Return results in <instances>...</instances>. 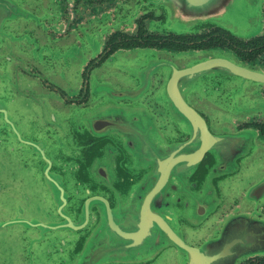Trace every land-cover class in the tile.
<instances>
[{
  "label": "flooded vegetation",
  "instance_id": "af4514ba",
  "mask_svg": "<svg viewBox=\"0 0 264 264\" xmlns=\"http://www.w3.org/2000/svg\"><path fill=\"white\" fill-rule=\"evenodd\" d=\"M13 1L0 30V264H78L74 259L89 248L83 244L101 211L127 195L139 178L140 187L148 173L153 182L152 172L170 152L198 156L174 166L176 180L164 192L186 205L184 216L181 208L174 210V217L179 213L176 238L161 250L140 248L138 258L126 255L134 262L109 251L111 259L108 247L96 254L93 246L89 264H264V0L261 31L249 38L214 24L171 31L166 9L153 0ZM140 49L169 55L170 74L202 61L218 63L193 69L178 85L186 106L200 117L174 121L167 115L175 103L162 91L159 74L146 89L139 88V69L125 79L137 92L126 91L108 104L130 108V115H141L140 123L156 124L161 131L140 143L139 171L138 165L129 168L123 144L112 136L83 138L72 127L70 137L57 133L61 112L55 111L54 98L88 105L96 83L91 73L119 53ZM226 58L259 74L249 80L241 70L226 71ZM34 78L39 85H33ZM104 81L111 87L103 97L113 99L120 78L110 74ZM103 140L109 149L97 154ZM97 159L106 175L91 177L88 171L93 173ZM245 166L254 171L237 181L245 190L232 197L221 192L220 180L239 178ZM192 203L201 207L197 224L189 213ZM232 218L234 234L227 237L232 244L223 245L224 239L210 245ZM256 247L263 249L247 253Z\"/></svg>",
  "mask_w": 264,
  "mask_h": 264
},
{
  "label": "water",
  "instance_id": "95a60500",
  "mask_svg": "<svg viewBox=\"0 0 264 264\" xmlns=\"http://www.w3.org/2000/svg\"><path fill=\"white\" fill-rule=\"evenodd\" d=\"M153 1L162 3V6L166 9L167 28L177 33L193 31L200 26L214 24L222 27L233 35L249 38L258 34L263 25V0ZM13 5H16L13 0H0V30H3V16L10 13L9 7L11 11L13 10ZM189 5L192 6L191 10L188 8ZM119 54L120 55H116L91 73L92 81L96 83L95 91L92 92L88 105L82 107L66 105L62 103L61 99L55 96L54 100L58 101V106L55 107V111L61 112V114H59V128L57 127V133L69 135L70 137L72 127L74 132L83 138L90 135H95L101 139L112 136L123 144V149L126 151L127 155L126 160L128 166L133 165L136 167L138 165L137 168H139L140 171V143L142 141H147L145 138L152 139L149 137V134H161V131L158 130L156 124L149 125L148 123H140V119H137V117H141V115H130L128 113V110L131 111L130 108H126L122 105L115 107L108 104L109 102L119 101L121 99L120 97L126 96V91L137 92V89L132 91L130 89L133 88L130 86L126 87L125 79L130 78L129 74L139 69V88L146 89L150 86L152 75L159 74L163 79L161 85L162 91L166 94L169 101L175 103V108L167 107L166 111L169 110L167 115L173 118L174 121L180 118L200 117L193 108L186 106L184 98L182 97V91L178 89V85L183 84L181 81L187 76H190L193 69L203 70L209 67V64L217 65L218 61L217 59L210 62L202 61L198 66L196 64L180 71L173 68L170 74L167 73V70L171 69L170 58L167 54L149 50L141 52H137L136 50L126 51ZM124 62L127 64L126 66H124ZM223 62L224 70L232 71V73L236 74H239L238 72L241 70L245 73L241 76L249 80H254L258 73V71L249 70V68H244L242 65L229 61L227 58L223 60ZM115 63H117L118 66L113 68ZM112 71H114V73ZM110 74L114 76L117 75L118 78H120L119 83L122 85L121 88L112 89V95L110 96L113 99L105 94L103 97L105 91L107 93L110 91V84L104 81L105 76ZM98 80L99 82H97ZM260 82L262 81L260 80ZM15 84L18 87L19 82L17 81ZM35 84L39 85L37 78L33 80V85ZM34 92L38 94L37 91ZM50 100L53 99L50 98ZM100 101L103 102L99 103ZM2 116L6 119L5 114ZM128 117L132 119L128 121ZM57 120L58 117L56 115L55 121ZM150 126L157 128L151 129ZM69 137H66L67 141L70 140ZM67 141L64 142L67 143ZM39 149L42 150L40 147ZM107 149H109L107 140H103V142L96 147V152L97 154L98 152L105 153ZM161 159H163V156ZM191 159L197 160L198 156L177 155L175 152L168 153L160 167L152 172V174H155L153 182H150L151 174L148 173L142 179L144 185L140 187L139 178L136 182L137 184L133 185L131 189L128 190L127 195L123 192L120 198H117L113 207H107L104 210L105 212L101 211V217L95 225L94 231L86 237V241L83 244L84 247L89 248L86 250L84 248L81 254L75 257L74 261L79 259L78 264H89L91 259L90 249H92L93 246L96 248V254H99L101 250L108 247L107 254L111 259H113L112 256H115H111L109 251L120 254V258L125 261L129 260L132 262H134V260L129 258H133L132 254L138 258V256H140V248L153 250L156 247L158 250H161L162 248L168 247L167 245L170 244V241L176 238L174 229L179 218V213L174 217V210L176 207L179 208V210L181 208V216H184L186 213V205L175 203L172 196L169 193L164 195V192L170 187H168L169 181L176 180L175 176L177 172L173 170L174 166L181 164L180 160L189 162ZM107 161L109 162V158ZM102 163L103 162L99 159L95 161L96 167L93 173L91 170L88 171L91 177L98 174L106 175ZM106 179L110 181L113 177L111 174H108ZM140 192H143L141 196ZM191 205H189V207ZM200 208L201 207L197 204H193L192 209L189 210L193 224L200 223ZM59 209H61V205L58 207V211ZM235 224V218L228 219L226 225L224 224L223 231L221 230L219 233V239L210 241V245L218 243L223 244L222 240L224 239L225 244L223 245H231L232 243H228L227 237L228 233L231 231L232 235L234 234ZM257 248L258 247L253 248L251 252L247 253L258 252L256 251L258 250ZM232 250H225L224 254L230 253V255H233L234 250ZM153 253L154 251L146 252L147 255ZM126 255H128V257L130 255V257L127 258ZM222 255L223 252H220L219 258Z\"/></svg>",
  "mask_w": 264,
  "mask_h": 264
},
{
  "label": "rangeland",
  "instance_id": "374dc122",
  "mask_svg": "<svg viewBox=\"0 0 264 264\" xmlns=\"http://www.w3.org/2000/svg\"><path fill=\"white\" fill-rule=\"evenodd\" d=\"M136 51L137 52H139V51L141 52V51H144V50L140 49V50H136ZM117 55H120V54H117ZM252 164L254 165V162ZM253 174H254L253 168L249 167V166H247V167L245 166V168L241 171V173L239 175V178H236L235 176L232 175V176H226L223 179H221L220 183H219L220 191L225 193V194H230V197H232L231 194H234L236 191H239V190H243L244 191L245 188L242 185H240L237 181L239 179H247L250 176H252ZM226 198H228V195H227ZM258 219L263 220L262 218H258ZM257 249H263V248H261V247L259 248L258 247ZM256 251L261 252V250H256Z\"/></svg>",
  "mask_w": 264,
  "mask_h": 264
}]
</instances>
